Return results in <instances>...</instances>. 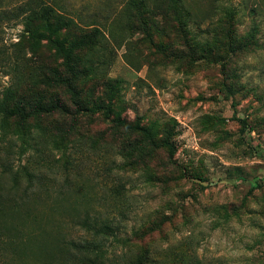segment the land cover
Returning <instances> with one entry per match:
<instances>
[{
  "label": "rangeland",
  "instance_id": "obj_1",
  "mask_svg": "<svg viewBox=\"0 0 264 264\" xmlns=\"http://www.w3.org/2000/svg\"><path fill=\"white\" fill-rule=\"evenodd\" d=\"M32 8L0 26V264H264V0Z\"/></svg>",
  "mask_w": 264,
  "mask_h": 264
},
{
  "label": "trees",
  "instance_id": "obj_2",
  "mask_svg": "<svg viewBox=\"0 0 264 264\" xmlns=\"http://www.w3.org/2000/svg\"><path fill=\"white\" fill-rule=\"evenodd\" d=\"M33 1L34 0H23L22 2L17 3L14 6H12V8H8L5 5L2 6L3 2H0V26L2 23L18 20L20 18L26 21L30 20L32 18V13L34 11L32 8ZM39 9H40V12L38 16L41 18V20L46 22L47 26L49 27H53L57 25L59 29L62 27L67 29L73 24V20L64 19L62 15L56 14L53 8L42 5L39 7ZM51 20L54 21V24H51L50 22ZM87 37L90 38L91 40L92 38L94 39L96 38L95 35H90ZM65 62H66L67 69L71 71L68 54H65ZM64 87L70 93V101L72 105H75L77 108L79 106L78 98L70 82L65 81ZM65 107L66 106L63 105L61 102H54L50 105H46L45 107L37 105L31 110H29L28 113H26L25 109L22 107L16 108L14 112L19 117V119L26 120L27 118L31 116H35L41 113L51 114V113L57 112V113L62 114L66 112ZM77 111L78 112H88L90 115L101 114L106 119L111 118V111L108 108H105L103 106L92 107L86 110L77 108ZM112 121L118 125H121L124 128H131V126L128 123H126L124 120L120 118H113ZM134 129H137L138 131L142 132L143 134L149 137V134L144 129H141L138 126L134 127ZM28 176H30V174H28ZM9 198L10 197L8 194L4 196L0 193V207H2L1 205H4L6 202H8ZM20 201H23L21 197H20ZM18 204H20V202ZM85 225L88 226V223L87 224L85 223ZM92 229L94 231V237L98 238V237H105L110 227L108 225H103L100 228H92ZM64 246H65V250L67 254L71 256H73L75 253L92 254L96 251L95 249L96 246H94L93 242L85 241L82 243H75L74 241H72V242H65Z\"/></svg>",
  "mask_w": 264,
  "mask_h": 264
}]
</instances>
